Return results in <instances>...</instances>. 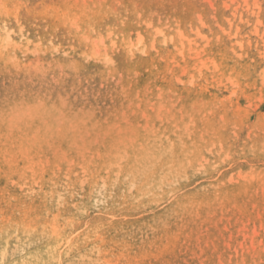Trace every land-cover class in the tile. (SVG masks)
Here are the masks:
<instances>
[{"label":"rangeland","instance_id":"1","mask_svg":"<svg viewBox=\"0 0 264 264\" xmlns=\"http://www.w3.org/2000/svg\"><path fill=\"white\" fill-rule=\"evenodd\" d=\"M0 264H264V0H0Z\"/></svg>","mask_w":264,"mask_h":264}]
</instances>
